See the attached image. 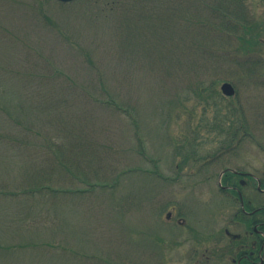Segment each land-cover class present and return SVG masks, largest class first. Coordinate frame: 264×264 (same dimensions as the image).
I'll return each mask as SVG.
<instances>
[{
    "label": "rangeland",
    "instance_id": "1",
    "mask_svg": "<svg viewBox=\"0 0 264 264\" xmlns=\"http://www.w3.org/2000/svg\"><path fill=\"white\" fill-rule=\"evenodd\" d=\"M202 2L0 0V264H231L187 232L239 210L223 168L264 174V0L230 35Z\"/></svg>",
    "mask_w": 264,
    "mask_h": 264
},
{
    "label": "flooded vegetation",
    "instance_id": "2",
    "mask_svg": "<svg viewBox=\"0 0 264 264\" xmlns=\"http://www.w3.org/2000/svg\"><path fill=\"white\" fill-rule=\"evenodd\" d=\"M216 157L220 159V157ZM208 162L211 163V161H206V163ZM206 163H203L202 166L206 167ZM215 184L223 196L238 204L239 210L236 211L229 224H226L223 232L204 234L202 230H192L191 228L187 232L189 240L202 246L206 243L217 244L219 239L225 238L228 243L223 247L222 252L230 258L231 264H264V174L257 177L241 169L226 166L217 175ZM165 218L168 223H173L172 227L186 224L182 208L176 211L172 207L167 210ZM229 227L238 228V232H231ZM181 232L178 231V235H173L181 238ZM173 235L170 234L167 238L169 248L174 243ZM205 251L210 250L205 249ZM206 259L209 260L210 256H207Z\"/></svg>",
    "mask_w": 264,
    "mask_h": 264
},
{
    "label": "trees",
    "instance_id": "3",
    "mask_svg": "<svg viewBox=\"0 0 264 264\" xmlns=\"http://www.w3.org/2000/svg\"><path fill=\"white\" fill-rule=\"evenodd\" d=\"M218 3L213 4L209 0H203L201 9L203 11L213 16V19L216 24V33L227 35L235 33L237 30L245 27V25L240 22L245 21L248 24L249 19L247 20V10L241 6L239 0H217ZM123 4H128L129 0H120ZM184 0H131L132 5H139V7H144L147 3L152 5L154 8L169 6H178L182 5ZM242 19L241 21H239ZM236 20V21H233ZM233 22V24H232ZM243 22V23H245ZM218 28V29H217ZM216 35V34H215ZM68 159V155H64ZM66 160L65 158H63ZM69 160V159H68ZM49 187H43V189L34 190L35 192L45 191ZM55 193H59L58 190H50ZM84 191V190H83ZM67 192V191H64ZM63 192V193H64ZM32 193V191H30Z\"/></svg>",
    "mask_w": 264,
    "mask_h": 264
},
{
    "label": "water",
    "instance_id": "4",
    "mask_svg": "<svg viewBox=\"0 0 264 264\" xmlns=\"http://www.w3.org/2000/svg\"><path fill=\"white\" fill-rule=\"evenodd\" d=\"M60 3H71L75 0H58ZM221 92L225 95V96H232L234 95V88L232 87L231 84L229 83H224L221 86Z\"/></svg>",
    "mask_w": 264,
    "mask_h": 264
}]
</instances>
